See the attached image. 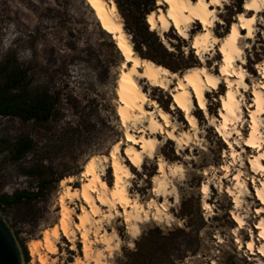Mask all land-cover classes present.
Returning a JSON list of instances; mask_svg holds the SVG:
<instances>
[{
	"label": "rangeland",
	"instance_id": "1",
	"mask_svg": "<svg viewBox=\"0 0 264 264\" xmlns=\"http://www.w3.org/2000/svg\"><path fill=\"white\" fill-rule=\"evenodd\" d=\"M113 1L141 59L153 61L177 74H185L189 67L200 64L189 42L178 37L172 29L164 37L159 31L150 32L153 35L150 38L143 36L141 21L146 13L164 7L152 5L149 0ZM243 1L231 0L228 6L220 9L224 24H219L215 30L219 39L225 36L237 13L242 11ZM263 36L264 23H261L257 27L256 40L248 42L251 48L247 50V70L255 78L259 77L256 65L264 59ZM165 40L174 51L165 47ZM185 48L189 50L187 54ZM217 58L219 55L207 59L208 66ZM121 61L114 41L100 31L84 0H0V85H4L9 72L18 69L22 74L18 94L44 96L51 107L47 121H24L19 116L0 115V198L14 197L23 191L34 195L30 200L0 206V213L26 253L25 264H39L37 258L30 257L27 245L41 238L42 231L57 222L60 180L78 177L91 156H107L113 144L122 139L123 128L115 113L114 95ZM215 69L213 73L219 75L218 65ZM249 85L251 87L250 82ZM220 87L225 90V86ZM170 91L157 89L151 93V99L170 111ZM216 92L207 94L209 118L218 116L221 106L218 97L222 92ZM201 111L199 109L194 115L200 129L194 141L199 145L195 154L192 155L190 149L177 154L176 144H165L161 138L155 158L145 159L142 169L133 171L135 178L130 194L139 195L145 204L152 198L157 159L163 157L168 165H182L184 178L168 182L170 191L179 198L178 203L175 195L167 199L168 213L174 218L172 227L151 221L141 226L137 239H132L123 220L117 219L114 228L120 237V246L108 260L109 264H177L179 257H184L187 264H213V261L215 264H264V256L258 253L264 240L257 238L259 229L255 227L264 220V213L256 214V209L264 205L255 195L264 173L255 177L249 155L239 151L235 164L230 156L227 158V164L231 169L234 165L235 169L228 181L220 183L221 177H215V173L224 164L221 150L227 146L214 126L209 127L210 120ZM180 115L179 123L186 125L184 116ZM245 116L247 120L246 109ZM248 128L247 122L244 137ZM22 141L30 147L20 155L18 148ZM185 155L193 160H186ZM206 171L210 172L209 177L204 176ZM238 171L243 173L240 179L244 187L234 185L232 177ZM253 177L257 180L255 186ZM105 181L112 185L110 168H107ZM204 183L211 186L208 200L201 193ZM228 188L242 197L239 213L246 224L239 237L242 246L236 244L238 226L232 216L235 204L234 198L226 193ZM204 200L210 204L212 214L203 209ZM164 201L159 198L157 203L160 205ZM250 239L255 245L254 255L246 249ZM129 243L134 247H129ZM61 244L58 254L50 257V261L73 264L80 256L81 245L71 251L66 239Z\"/></svg>",
	"mask_w": 264,
	"mask_h": 264
},
{
	"label": "bare ground",
	"instance_id": "2",
	"mask_svg": "<svg viewBox=\"0 0 264 264\" xmlns=\"http://www.w3.org/2000/svg\"><path fill=\"white\" fill-rule=\"evenodd\" d=\"M85 2L88 5V7L90 8V10L92 11L93 17H94L100 31L103 32L104 34H106L107 36H109L112 39V41H114V45L116 47V50L119 52V54L122 58L120 70H119L118 76L115 80V89H114V95H115V99H116L115 100V102H116L115 113H116L117 118L120 121V125L123 128V122L121 121L120 114H119V109L121 107H123L125 119L129 125L128 131L134 137L143 136L145 141L151 140V141L156 142L155 143V151L150 156L148 154V152L152 150V147H153L152 144L144 145L143 141L141 142V144H135V143H132L130 141H127L126 137H124V135L122 134V139H124L126 142L121 144V151L118 154V160H117L118 166L116 168H113L112 167V161H111V159H109L102 166L100 171L98 172L100 181H102L104 184H106L107 188H102L99 186V184H96L93 181L94 186L99 189L98 193L97 192H91L90 190H88V195L90 196V198H95L99 195L101 198H103L106 201H110L111 192L114 190L117 191L118 194L121 191L126 192L128 194L127 199H129L131 201V204L126 206V208L120 207L119 205H117L115 210L120 211L122 213L126 211L127 217H125V216H114V218H111V221L109 222V219L107 218L108 216L111 215V210L109 208V204H101L100 200L96 199L95 204H96V208L98 209V211H96L92 207L89 206V203L87 201H85L83 199V192H84L83 185L86 182H88V178L82 177L80 174L85 170L86 164L92 159L93 156H91L87 160L82 171L79 173L78 177L75 178L73 176H68V177L61 179L59 182L61 192L59 193V196L57 199V205L59 208L57 222L55 224H53L52 226L45 228L42 231V237L41 238L33 239L27 245V249H28L30 257L32 259L37 258V261L39 264H55V260L50 261V257L56 256L58 254L59 246L60 245L63 246L61 244L63 239H66L67 242L70 243L69 249L71 251L77 250L78 244L81 245L80 256H77L75 258V261L73 262V264H109L108 260L113 256L114 252L116 250H118V248L114 247V245L120 244V237L114 228V224H115V221L117 219L120 218L123 220L124 224L126 225L128 235H130L132 237V235L130 234V232L128 230L129 229L128 221H131L132 224H138L140 229H141V226H144L145 224L151 222V221H145L143 223L140 222L139 217H141L143 215V213L140 210L141 208H143L144 211H146V212H148L154 216V215H156L155 209L159 205L157 203V200L159 198H164V200H167L169 197H171V195H175V198L177 197L176 193L170 191V188L168 187V182H169V179H179L180 180V176L174 175L173 173L175 172L177 167L182 166L181 164L177 163L174 165H168L164 160H161V157H159L157 159V174L153 178V188L151 189L152 198L149 200V202L155 201V203L152 204L151 208L146 207L149 202L144 204L139 195L132 196L130 194L129 189H130V187H132V180L135 178L134 173H133L134 169L140 171L142 169V166H143L145 159L152 160L155 158V154L159 150V145H160L159 140L161 138L164 140L165 144H169V143L176 144L177 150H179V152L180 151L185 152L187 149H190L192 155H193L194 151L197 149V147L199 146L198 144L194 143V141H196L199 133L193 132L191 125L188 124L187 119L184 118L186 125L179 123V120L181 118L180 113H182V115L184 117H185V114L183 112V109H181L179 107V104H177V102H176L177 97H179V100L182 103H187L190 101V105H189L190 106V114L193 116L195 115V113H197V111L199 109H200V111L202 110L204 113V109H201L199 107V101L196 98L194 90L190 86L187 85L186 81H185V88H180L178 76L176 79H172L171 82H169V78H161L160 82L165 84V88H161V87H159L158 84H154L152 81H149L147 76L143 75V73L145 71H147L149 73V75L155 76V75H157V73L155 72L153 66H155V69L165 68V67H163V66H161L155 62L145 60V59H141L137 55V53L133 47V43L130 41L129 36L127 35L126 31L124 30L122 19H121L119 10H118L115 2L113 0H96V7H93L91 4H89L88 0H85ZM205 2L207 3L208 0H205ZM230 2H231V0H221V5L223 7H220V6H217L214 4H209V10L216 9V14L218 17H220V14L222 13L220 11V9H224L226 6H228L230 4ZM251 2H252V0L243 1L242 11L237 13L234 21L229 25L228 30L222 39H219L215 34V30H216L217 26L219 25L218 22L210 29V32L212 33L213 37L217 38V43H216L215 47L218 49L220 44L223 42V40L226 38V36L230 33L231 25L233 23L239 25V23H240L238 20L239 14L243 13L246 16V18L251 17L252 15H255L257 17V20L251 25V27L254 30V38H248L245 36L246 29H239L240 34H241V38L238 40V46L241 49H243V51L245 53V59H247V61H248L247 50L249 48L245 47V45H250V44H248L249 41H251V40L255 41L256 40L257 27L261 24V19L264 18V4H260L259 0H257V3L259 4V11L255 10V9L247 10V11L244 10L243 4L244 3H251ZM113 3L115 4V11L114 12L112 11V4ZM196 3H197V0H191V2L189 4L185 5L183 3V0H181V2L179 4L174 6L176 15L178 16V18L181 19L182 28L184 27L183 16L187 15V13H182L181 10L185 6H187L189 9H191ZM158 6L164 7V9H162V8H159V9L164 11L165 14L167 13V8L164 5H158ZM151 13H149V14H151ZM147 16L145 18V22H146V24L149 27L151 32L159 31L160 36L164 37V34L170 32L172 29V30H174V32L177 34L178 37H180L184 41L189 42L190 49L195 53L196 50L191 47V44L194 42L196 35H202L203 34V31H202L203 25H200L199 31L194 27L195 25L199 24V21H193V25L187 27L188 38L185 39L179 35V32L176 30L175 23L171 19H169V27H168L167 31H164L159 27L157 29L153 30L148 23ZM101 17H103V19H101ZM105 23H107L108 27L112 28L113 31H111V32L108 31L107 28H105V26H104ZM263 39H264V36H263ZM121 40H123V42L126 44L127 47L131 48L132 53L134 54V57L137 58L141 62V65H142L141 67H138L136 69V72L139 73L140 75H133L131 77V79L136 83L137 87L139 88V94H137L136 89H130V86L126 85V90H125L123 101H121V98L119 95L120 87H119V83H118L120 76H121V66L123 64H127L128 68L124 69V71H129L131 69L132 62L126 60V58L123 56V52H122L121 48L119 47ZM162 40H164V39H162ZM164 44H165V42H164ZM165 47L169 51H172V50H170L172 48L170 46H168V44H165ZM263 47H264V44H263ZM203 55L207 56L208 54L203 53ZM218 55H219V58L221 57V62H222V54H220L218 51H216L213 58H216ZM197 58L200 62L199 57H197ZM237 64H239V61H237ZM260 64L264 65V59ZM247 65H248V63L246 65H244L246 70H247ZM196 66L208 67L207 59L204 61L203 64L198 63ZM218 67H219V65H218ZM167 70L169 72H172L169 69H167ZM215 70L216 69H210L212 74L217 75L216 72L213 73ZM256 72H257L259 77L258 78L254 77L255 82H258L261 79H264V78L260 77L259 70L257 68H256ZM173 75L175 76V75H177V73L173 72ZM233 79H235V78H233ZM249 82H250V84H252L254 82L252 77H246L245 78V83L249 84ZM224 86H225V91H226V85L224 84ZM157 89H160L164 92H168L171 90L170 91L171 106L169 109H170V111H172V113L169 110L168 111L165 110V108L161 107L157 102H155L154 100L151 99V93L155 92ZM221 89L222 88L220 86H218L217 89H214L212 91H205L203 93L205 100H207V94H205V93H212L213 91H217V90H221ZM185 91H187L189 93L188 97L184 96L183 93ZM241 92H243V89H241ZM250 93H251V87L249 88V92L243 93L245 100L241 101V104H244L245 102L248 101ZM223 94L224 93L222 92L221 95H223ZM145 96L148 98V101H149L148 103L145 102V99H144ZM192 96L195 97L197 105L194 104ZM151 101H154L155 103H151ZM219 104L221 105L219 111L223 110L222 102L220 101ZM138 105H139V107H138ZM141 107L143 108V111L140 110ZM206 108L208 110V102L206 104ZM161 111H163L169 115V123H170L171 127L165 125L166 132L170 131L171 128H175L176 131L173 133V135L177 136L178 140H173L171 138L165 139V136L162 135L158 130L153 131L152 128L150 127L153 119H155L158 123L163 124V118L159 115V113ZM219 111H218V116H216L217 123L222 122V118L219 116ZM246 111H247V109H246ZM145 112H150V113H152V115L151 116H145L144 115ZM173 115L175 116V118H173ZM206 118H208L209 120L212 119V118H209V115H207ZM246 123H247V120L244 124V127L241 128V132L244 136H245L244 130H245ZM257 124H258V129H257L256 139L258 142H262V141H264V130H263L264 129V117H258L257 118ZM197 126L199 128L198 120H197ZM212 126H214V128H215V125H213L212 123L209 122V127H212ZM233 127H234L233 125H231V124L229 125L230 129ZM248 127L250 128V122H248ZM141 128L145 129V131H140ZM249 128H248V130H249ZM184 133H188L189 136H191V143L188 144L187 146L182 147L181 145L188 141V136H184L183 135ZM218 136H220L219 133H218ZM220 137H222V136H220ZM245 138H247V135ZM236 139H237V137L235 136V133L233 132L231 140H236ZM222 140H223V137H222ZM119 142L120 141H117L116 143H119ZM223 142H224V140H223ZM193 146H196V147H193ZM112 147H111V149H112ZM128 147H131L134 150L133 158L135 157L136 153H140V167L139 168H137L136 165L132 164L131 159L126 158L127 154L124 150ZM233 147L236 148L237 152L241 151L242 154H248L249 159L255 158V156L258 155V153L251 148H249L250 150L248 151V149H247L248 147L246 145H243V144H241L239 147H237L234 144ZM111 149L109 150L107 156H110ZM94 156L104 157L106 155H94ZM227 158L228 157H224L225 161H224V164L220 170L221 172L217 171L215 173V177H218V176L221 177L220 183H222V184H223L224 180H227V181L229 180V178L231 177L230 173L232 172L233 169H235L234 165H232L233 169H231L230 166L227 164L228 163ZM237 159H238V156L235 160H232L230 157V160L234 164L237 161ZM186 160L192 161L193 158H187ZM262 161L264 162V160H262ZM262 161H260V163H262ZM97 163L99 164V161ZM161 163H164V166H165L164 171L159 170ZM225 164H227L229 166V174H228L227 179L224 178L225 173L223 171V167ZM120 166L126 167L128 172H130L132 175L126 176L123 172V169ZM250 166H251V164H250ZM107 168H110L112 171L113 182H112L111 186H109L108 183L105 181ZM211 170H215V168L211 167ZM206 172L208 173V175H204V176L209 177L210 172H208V171H206ZM238 172L241 173V171H238ZM251 172L255 175V177H256V175L258 176L260 174L259 172H253L252 166H251ZM118 175L121 177L119 187H117V176ZM235 175L236 174H234V176ZM69 177H73L74 179L71 180L69 183H65L62 186L61 182L66 181ZM261 177H262V179H264V174H262ZM233 181L236 182V184H234V185H236V187L239 188L237 186L238 182L235 179H233ZM76 183L79 184L78 187L75 186ZM239 183L244 184V182H242L241 179H240ZM203 185H201V193L204 195V193L202 192ZM207 185L209 187V194H210L211 186L209 183H207ZM69 188H71L72 191H74V192L77 189H79L81 192L80 198L77 199V198L73 197L71 199V202H69V195L70 194L65 195V193L68 192ZM154 189H159L161 194L156 195V193L153 191ZM228 189L226 190L227 194H229ZM240 189H238V190H240ZM231 190H232V195H230V196L234 198L233 203L235 204V212L232 214V216L233 217L236 216L240 220H242L244 222V226H245L246 225L245 221L241 217V214L239 213V207L241 205V198L242 197L237 196V194L233 191V189H231ZM237 192H240V191H237ZM241 192H242V190H241ZM62 195L65 197L64 208L65 209H72L73 211L71 213L66 212L62 209L61 204H60V197ZM208 199H209V197H207L205 200H208ZM237 202L239 203V207L236 206ZM204 203H208V202L205 201ZM153 211H154V213H153ZM62 213L64 216H70V220L66 221V223H68V226H69V236H65L63 234V228L60 227V220L62 218ZM152 221H154V220H152ZM234 221H236V219H234ZM74 225H80V227L76 228V227H74ZM237 226H238V230H237V234H236V237H237L236 241L239 240V237L243 234L242 230L244 228V227L241 228L238 224H237ZM54 228L60 234L59 239H57L53 235L52 230ZM73 233H75V235H72ZM84 235H87L86 241L83 238ZM139 235L137 237H139ZM137 237H135V238L132 237V239H137ZM108 242H110V243H108ZM252 242H253V240H252ZM247 243H246V249H247ZM85 244H87L86 250H85ZM73 245H75V250H73ZM50 249H54V250H50ZM258 253L261 254L260 251ZM250 254L251 255L255 254L254 248L252 251H250ZM262 256H264V255H262Z\"/></svg>",
	"mask_w": 264,
	"mask_h": 264
},
{
	"label": "snow or ice",
	"instance_id": "3",
	"mask_svg": "<svg viewBox=\"0 0 264 264\" xmlns=\"http://www.w3.org/2000/svg\"><path fill=\"white\" fill-rule=\"evenodd\" d=\"M181 0H155L156 5H164L167 8V13L165 14L164 11L161 9H157V11H153L151 14L147 16V20L149 25L153 30L157 29L158 27L161 28L164 31L168 30L169 27V19H171L175 23L176 30L179 32V35L185 39L188 38L187 33V27L193 25V21H199L198 25H195L194 27L199 31L200 25H203V34L202 35H196L194 42L191 44V47L194 48L196 51L194 53L195 56L199 57L200 64H203L206 59L211 60L212 57L215 55L216 51H218L220 54H222V62L219 58L212 61L211 65L208 67L203 66H196V67H189V71L186 74H177L173 75V72H169L166 68H159L155 69V72L157 75H149L147 71L143 73L144 76H147L149 81H152L154 84H158L159 87L165 88V84L161 83V78H169V82H171L172 79H176L177 76L179 77V87L185 88V81L187 82V85L190 86L196 95L197 100L199 101V107L201 109H204V115H209L208 110L206 108L207 100H205L203 93L205 91H212L214 89H217L219 85L222 83L226 85V91L224 89H221V92H223V95H220L218 98L223 104V110L219 111V116L222 118V122L217 123L216 117H213L209 122L215 125V131L220 134V136L223 137L224 144L227 146L226 148H223L221 150V155L223 157H231L232 160H235L239 153L236 151V148L233 147L235 144L237 147H239L241 144L246 145L248 148H251L255 150L258 155L255 156V158H250L249 163L252 166L253 172H259L264 173V164L260 163V161L264 160V141L258 142L256 139L257 135V118L258 117H264V79H261L258 82H255V78L253 77V74L246 70L244 65L248 63L247 59H245V53L243 49H241L238 46V40L241 38V34L239 29H246L245 36L248 38H254V30L251 27V25L257 20V17L255 15H252L251 17L246 18V16L241 13L238 15L239 25L233 23L231 25L230 33L226 36V38L223 40V42L220 44L218 49L215 47L217 43V38L213 37L212 33L210 32V29L218 22L219 24H224V20L217 16L216 9L209 10V4H214L220 7H223L221 5V0H208L206 3L205 0H197V3L189 9L187 6H185L181 11L182 13H187V15L183 16V25L181 26V19L178 18L175 12V5L179 4ZM191 0H183V3L185 5L189 4ZM88 3L91 4L93 7H96V0H88ZM260 4H264V0H259ZM244 10H257L259 11V4L257 3V0H252L251 3H244L243 4ZM112 11H115V4H112ZM167 17V18H166ZM103 19V17H101ZM261 23H264V18L261 19ZM105 28H107L108 31H113L112 28L108 27L107 23H105ZM219 30V29H218ZM169 41L165 40V44H168ZM123 52V56L126 58V60L132 62L131 69L129 71H124V69L128 68L127 64H123L121 66V76L119 79V87H120V98L121 101L124 100V94L126 90V85L130 86V89H136L137 94H139V88L137 87L136 83L131 79L133 75H140L136 72V69L138 67H141V62L134 57V54L132 53L131 48L127 47L126 44L121 40V43L119 45ZM245 47L250 48L251 45H245ZM170 50H175L174 48ZM185 53H188V49L186 48ZM203 53H207L208 55L205 56ZM237 61H239V64H237ZM218 67V73L219 75H214L210 71V69H215ZM256 68L259 70V75L261 78H264V65L257 64ZM246 77H252L254 82L251 84V93H250V102H245L244 104H241V101L245 100L244 94L249 92L250 85L248 83H245ZM235 78V79H233ZM129 89V90H130ZM241 89H243V92H241ZM167 90V89H166ZM185 97L189 96V93L185 91L184 93ZM215 98V97H213ZM145 102L148 103V98L145 96ZM212 99V98H210ZM177 104H179V107L183 109V112L185 114V117L188 121V124L191 125V128L193 132H199L200 129L197 126V118L190 114V101L187 103H182L179 100V97L176 99ZM151 103H155L154 101H151ZM139 107V105H138ZM245 109H247V122H250V128L247 133V138L244 137V135L241 132V128L244 127V124L246 122V116H245ZM141 111H143V108H140ZM119 114L121 121L123 122V135L126 137L127 141H130L135 144H141L143 141V144H152V150L148 152V154L151 156L152 153L155 151V143L154 141H145L143 136L140 137H134L129 131H128V123L125 119L124 114V108L121 107L119 109ZM145 116H151L152 113L145 112ZM159 115L163 118V124L158 123L155 119L152 120V124L150 127L153 131L158 130L162 135L165 136V139L171 138L173 140H178L177 136H174L173 133L176 131L175 128H171L170 131L165 130V125L171 127L169 123V115L163 111L159 113ZM233 125V128H229V125ZM140 131H145V129L141 128ZM233 132L235 133V136L237 137L236 140H231V137L233 135ZM184 136H188V141L183 143L181 146H187L191 143V136H189L188 133H184ZM126 141L124 139H121L119 143H115L111 149L110 156H93L92 159L86 164L85 170L80 174L82 177H87L88 182H86L83 185V199L89 203V206L92 207L94 210L98 211L96 208L95 200L99 199L101 204H109V208L111 210V215L107 218L109 219V222L111 221V218H114V216H125L127 217V213L116 211L117 205L120 207L126 208V206L131 204V201L127 199V193L124 191L118 192L112 191L111 192V199L110 201H106L103 198H101L99 195L95 198H90L88 195V190L91 192H97L99 189L94 186L93 181L96 184H99L102 188H107V185L104 184L99 179L98 172L102 168V166L111 159L112 161V167L116 168L117 160H118V154L121 151V144L125 143ZM179 142V141H178ZM162 143V141H161ZM143 146V145H142ZM127 154L128 159H131L132 164L136 165L137 168L140 167V153H136L135 157L133 158V152L134 150L131 147H128L124 150ZM179 154V150L177 152ZM185 158L187 159V155H185ZM161 160H163V157H161ZM99 161V164L97 163ZM123 169V172L126 176H131L132 174L128 172L126 167L120 166ZM160 171L165 170L164 163L160 164ZM223 171L225 173V179L228 178L229 174V166L227 164L224 165ZM183 172L184 168L177 167L174 175H179L181 179H183ZM204 175H208L207 172H204ZM243 175V173L237 172V174L232 177L235 179L238 184V187H244V185L240 182V178ZM73 177H69L66 181H62L61 185L63 186L65 183H69L71 180H73ZM121 177L117 176V187H119ZM253 186L257 184V180L255 177L252 179ZM259 187H256L255 189V195L260 201L261 204H264V179H261L259 181ZM156 195H160L159 189L153 190ZM202 192L204 193L205 199L209 195V187L207 183H205L202 187ZM229 195H232L231 188L228 189ZM70 194V195H69ZM251 194V193H250ZM65 195H69V202H71V199L73 197L79 199L81 192L79 189H77L75 192L72 191L71 188L68 189V192L65 193ZM64 199L65 197L62 195L60 197V204L64 211L71 213L72 209H65L64 208ZM179 202V198L177 197V203ZM155 203V201H150L146 207L151 208L152 204ZM168 204V201L165 200L163 204H160L156 207V215H151L150 213L144 211L143 208H141V212L143 215L139 217V220L141 223L145 221H152L154 220L156 223H159L161 225H164L166 228H171L173 225L174 218L171 214L168 213V209L165 205ZM236 206L239 207V203H236ZM139 207V206H138ZM203 208L207 210L209 214H212V208L209 203H204ZM261 213H264V207H258L256 209V214L260 215ZM234 219H236L237 224L243 228L244 222L240 220L238 217L234 216ZM67 220H70V216H64L62 213V218L60 220V227L63 228V234L65 236H69V226L68 223H66ZM83 222V221H82ZM129 224V232L132 235L133 238L137 237L141 229L138 226V224H132L131 221H128ZM183 227V224L180 225ZM74 227L79 228L80 225H74ZM255 227L259 229L257 233V238L260 240H264V220H260ZM234 232L236 229L233 230ZM249 232H251V228L248 229ZM53 235L59 239V232L54 228L52 230ZM72 235H75L73 233ZM85 241L87 240V235H84L83 237ZM221 243L223 241H220ZM110 243V242H108ZM236 244L239 246H242L241 241L237 240ZM129 247H134L133 244L129 243ZM114 247L119 248V244H115ZM255 247L254 243L250 239L247 243V249L249 251H252ZM87 249V244H85V250ZM54 250V249H50ZM73 250H75V245H73ZM261 255H264V246H261L259 249ZM177 264H187V261L184 257H179L177 259ZM213 264H215V261H213Z\"/></svg>",
	"mask_w": 264,
	"mask_h": 264
},
{
	"label": "trees",
	"instance_id": "4",
	"mask_svg": "<svg viewBox=\"0 0 264 264\" xmlns=\"http://www.w3.org/2000/svg\"><path fill=\"white\" fill-rule=\"evenodd\" d=\"M149 1L152 3V5L155 4V0H149ZM86 6L88 7L87 4ZM149 13H146V16ZM92 17H93V14H92ZM141 23H142L141 32L143 36L147 38H150L151 36H153L152 33H150L151 31L149 30V27L147 28L145 18L142 19ZM158 46L162 48L160 43H158ZM9 73L10 74L8 78L6 79V82L4 83V85H0V115L1 116H17V117L19 116V117H22V120L24 121H27V120H36L39 122L47 121L50 118L51 107L48 104L47 100L44 98V96H39V95L25 96V95L18 94L21 90L20 86L22 82V77H21L22 74L20 71H18V69H14ZM29 147H30L29 143H27L26 141H22L19 144L18 154L22 155L24 152L28 150ZM33 196L34 195L31 193L23 191L15 195L14 197H7V196L2 197L0 198V206L2 204H5V205L14 204L23 199L30 200L33 198ZM24 255H25V260H26L25 252H24Z\"/></svg>",
	"mask_w": 264,
	"mask_h": 264
},
{
	"label": "water",
	"instance_id": "5",
	"mask_svg": "<svg viewBox=\"0 0 264 264\" xmlns=\"http://www.w3.org/2000/svg\"><path fill=\"white\" fill-rule=\"evenodd\" d=\"M0 264H25L15 233L0 213Z\"/></svg>",
	"mask_w": 264,
	"mask_h": 264
}]
</instances>
